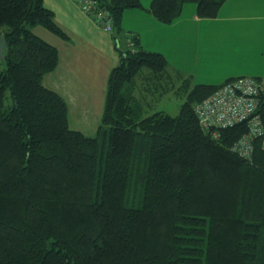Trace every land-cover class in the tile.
Segmentation results:
<instances>
[{
  "label": "trees",
  "instance_id": "16d2710c",
  "mask_svg": "<svg viewBox=\"0 0 264 264\" xmlns=\"http://www.w3.org/2000/svg\"><path fill=\"white\" fill-rule=\"evenodd\" d=\"M97 1L115 42L130 47L117 46L89 135L70 126L66 101L43 82L58 50L34 28L67 38L53 12L43 0H0V264H264L261 139L240 156L245 122L214 136L194 111L231 77L193 85L183 77L171 83L184 97L177 114L156 110L146 91L158 89L144 83L170 80L169 63L121 26L124 9L144 7ZM225 1L151 0L145 9L169 23L185 3L215 17Z\"/></svg>",
  "mask_w": 264,
  "mask_h": 264
},
{
  "label": "crops",
  "instance_id": "0c3cea01",
  "mask_svg": "<svg viewBox=\"0 0 264 264\" xmlns=\"http://www.w3.org/2000/svg\"><path fill=\"white\" fill-rule=\"evenodd\" d=\"M140 2L144 8L124 9L122 29L138 35L144 49L162 53L171 75L205 84L237 76L264 81V0H226L215 17H198L194 3L184 4L169 23L145 9L151 0ZM43 3L67 35L63 39L43 27L34 28L58 50V65L43 82L66 101L71 125L76 119L74 125L87 124L96 132L108 76L120 58L117 46L124 50L130 42L122 36L115 42L113 33L97 26L72 0ZM80 119H86L85 124Z\"/></svg>",
  "mask_w": 264,
  "mask_h": 264
},
{
  "label": "built area",
  "instance_id": "2783aa9c",
  "mask_svg": "<svg viewBox=\"0 0 264 264\" xmlns=\"http://www.w3.org/2000/svg\"><path fill=\"white\" fill-rule=\"evenodd\" d=\"M99 27L112 31V17L108 9L97 0H72ZM198 123L210 129L216 136L218 131L234 124L245 122L247 133L234 148L240 156H250L253 139L260 138L264 148V81L251 76H237L219 85L209 95L194 105Z\"/></svg>",
  "mask_w": 264,
  "mask_h": 264
},
{
  "label": "rangeland",
  "instance_id": "374dc122",
  "mask_svg": "<svg viewBox=\"0 0 264 264\" xmlns=\"http://www.w3.org/2000/svg\"><path fill=\"white\" fill-rule=\"evenodd\" d=\"M189 4L191 5V3H185V7H187V5L189 6ZM97 26H99V25H97ZM100 28L103 29L102 27H100ZM107 32H109V31H107ZM110 33H113V29H112V31ZM4 68H5V62H4L3 59L0 58V72ZM169 76H170V80H167V78L166 79L162 78V81H160L161 85L157 84L156 82H152V81H147V83L145 82L144 84L145 85L151 84L150 85L151 87H156L158 89L155 92H154V90L152 92H149L148 90L146 91V93H147V96H146L147 101L152 104V107L155 108L156 110H163V111H165V112H167V113H169L171 115H174V114H177V112L179 110V105L183 101L184 97L183 96H179L175 92V90L173 89L174 87L172 86V84L174 86H177L180 83V80L183 79V77L176 76L174 74H172V75L169 74ZM195 83H197V82H194L193 79H191V84L193 85ZM141 89L144 91V87H142V84H141ZM80 120L82 121L83 124H85V120L86 119H80ZM75 122H76V119H72V125L69 122L70 126L76 127V128H80L78 130H80V131L82 130L83 132H85L86 134H89V135H95L96 134V132L92 131V129H88V127H90L89 125H87V124H85L83 126H81L79 124L78 125H74Z\"/></svg>",
  "mask_w": 264,
  "mask_h": 264
},
{
  "label": "water",
  "instance_id": "95a60500",
  "mask_svg": "<svg viewBox=\"0 0 264 264\" xmlns=\"http://www.w3.org/2000/svg\"><path fill=\"white\" fill-rule=\"evenodd\" d=\"M6 49V40L3 35H0V58L4 59V51Z\"/></svg>",
  "mask_w": 264,
  "mask_h": 264
}]
</instances>
